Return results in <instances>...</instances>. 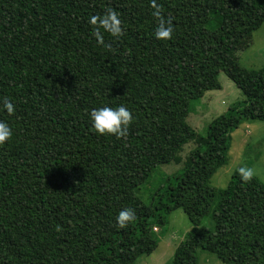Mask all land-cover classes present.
Wrapping results in <instances>:
<instances>
[{
  "label": "trees",
  "instance_id": "obj_1",
  "mask_svg": "<svg viewBox=\"0 0 264 264\" xmlns=\"http://www.w3.org/2000/svg\"><path fill=\"white\" fill-rule=\"evenodd\" d=\"M107 9L118 38L90 23ZM169 21L172 38L156 39ZM263 22L264 0H0V121L12 130L0 144V264H134L177 208L193 227L171 264H196L199 247L224 264H264V183L239 170L223 188L209 183L232 131L264 121V66L236 54ZM220 71L245 98L196 134L191 103L221 87ZM120 105L134 117L127 134L96 133L90 110ZM189 139L181 172L144 203L139 187ZM124 208L135 219L120 228ZM207 214L213 227H199Z\"/></svg>",
  "mask_w": 264,
  "mask_h": 264
},
{
  "label": "rangeland",
  "instance_id": "obj_2",
  "mask_svg": "<svg viewBox=\"0 0 264 264\" xmlns=\"http://www.w3.org/2000/svg\"><path fill=\"white\" fill-rule=\"evenodd\" d=\"M236 54L242 67L257 69L264 66V22L253 31L251 45ZM218 80L221 85L219 89L206 90L191 103L186 120L196 134H205L212 119L225 112L233 103L245 98L223 71L219 72ZM194 146L192 139L185 141L176 155L177 160L156 166L136 192L144 203L150 202L153 193L164 183L166 177L181 172L183 162ZM241 168L251 170L264 183V121L245 120L232 131L227 162L213 174L210 185L216 189L225 187L232 173ZM198 226L212 228L211 215L202 217ZM192 227L193 224L181 208L173 210L165 225L153 228L158 239L155 249L150 254L140 255L134 264H171L176 246ZM196 260V264H224L214 253L200 247L196 250Z\"/></svg>",
  "mask_w": 264,
  "mask_h": 264
},
{
  "label": "clouds",
  "instance_id": "obj_3",
  "mask_svg": "<svg viewBox=\"0 0 264 264\" xmlns=\"http://www.w3.org/2000/svg\"><path fill=\"white\" fill-rule=\"evenodd\" d=\"M154 3V0H153ZM155 6V4H154ZM159 9H156L154 14H158ZM90 23L96 26V33H99V29L103 28L112 37H120L122 35V28L120 26V20L116 12L111 9H107L103 16L92 17ZM174 29L171 22H161L155 28L153 33L154 37L158 40H169L172 38ZM99 43H103L102 38H98ZM3 110H6L9 114L14 112V104L9 100H4L2 103ZM88 119L91 127L96 133L101 135H115L117 138L127 134L128 126L132 123L134 117L130 110L123 106L117 107H97L90 110L88 113ZM12 136V130L9 125L0 121V144L9 140ZM242 181H248L251 178V170L241 168L239 170ZM135 219V213L131 208H124L119 211L116 216V224L120 228H124L127 224Z\"/></svg>",
  "mask_w": 264,
  "mask_h": 264
},
{
  "label": "built area",
  "instance_id": "obj_4",
  "mask_svg": "<svg viewBox=\"0 0 264 264\" xmlns=\"http://www.w3.org/2000/svg\"><path fill=\"white\" fill-rule=\"evenodd\" d=\"M155 229V228H154Z\"/></svg>",
  "mask_w": 264,
  "mask_h": 264
}]
</instances>
